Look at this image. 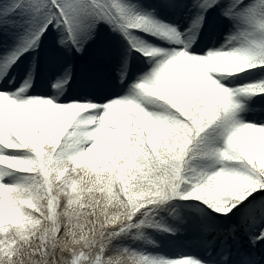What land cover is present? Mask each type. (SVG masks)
I'll list each match as a JSON object with an SVG mask.
<instances>
[{"label":"snow or ice","instance_id":"1","mask_svg":"<svg viewBox=\"0 0 264 264\" xmlns=\"http://www.w3.org/2000/svg\"><path fill=\"white\" fill-rule=\"evenodd\" d=\"M0 37V264H264V0H0Z\"/></svg>","mask_w":264,"mask_h":264},{"label":"rangeland","instance_id":"2","mask_svg":"<svg viewBox=\"0 0 264 264\" xmlns=\"http://www.w3.org/2000/svg\"><path fill=\"white\" fill-rule=\"evenodd\" d=\"M217 37L218 39H223L222 35L220 34H217L215 39ZM4 50V40L2 37H0V52H3ZM21 61L22 62H18V65L19 68H22V72H24L25 69L29 66V60L22 57ZM25 61H27V64H25ZM140 63L141 62L139 60L135 61L136 65H139ZM196 205H199L207 212L212 211L210 208L208 209L207 205H204L203 202L195 199H189V201H187V204L183 205L184 207H182V211L178 213L179 216L185 220V223L182 225V227H184L186 231L182 233H176L174 239H170L172 235H169L167 237H163L158 241L162 242V250L165 251L168 255L194 254L202 256L205 253L206 249L201 242V233L191 227L193 216H199L195 207ZM201 205H204V207ZM216 222L217 221L213 220L211 217H204L201 220V223L212 224ZM175 224L176 222H174V225Z\"/></svg>","mask_w":264,"mask_h":264},{"label":"trees","instance_id":"3","mask_svg":"<svg viewBox=\"0 0 264 264\" xmlns=\"http://www.w3.org/2000/svg\"><path fill=\"white\" fill-rule=\"evenodd\" d=\"M168 210H169V207L167 206V207H165V210L161 212V216L163 217V222H165ZM149 231H153V230L150 229Z\"/></svg>","mask_w":264,"mask_h":264}]
</instances>
